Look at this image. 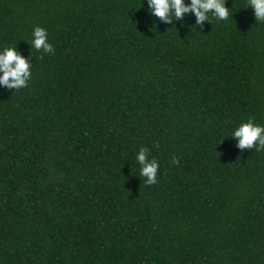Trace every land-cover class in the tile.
I'll use <instances>...</instances> for the list:
<instances>
[{
	"label": "trees",
	"instance_id": "obj_1",
	"mask_svg": "<svg viewBox=\"0 0 264 264\" xmlns=\"http://www.w3.org/2000/svg\"><path fill=\"white\" fill-rule=\"evenodd\" d=\"M225 7L0 0V53L31 66L0 84V264H264V150L235 137L264 127V21Z\"/></svg>",
	"mask_w": 264,
	"mask_h": 264
},
{
	"label": "clouds",
	"instance_id": "obj_2",
	"mask_svg": "<svg viewBox=\"0 0 264 264\" xmlns=\"http://www.w3.org/2000/svg\"><path fill=\"white\" fill-rule=\"evenodd\" d=\"M226 0H191V5L186 6L184 0H149L150 12L159 16L165 22L170 23L171 13L174 10L176 18H182L185 13L195 12L197 24H202L207 19L205 13L210 10L219 20H226L230 11L225 7ZM249 5L255 10L257 21H264V0H249ZM33 47L36 50L43 49L46 53L54 52L53 46L48 42L46 29L37 26L33 30ZM31 66L26 58L18 53L16 48L8 47L0 53V71L4 74L0 76V84L7 89L19 90L28 86L31 78ZM235 137L239 141L241 149L257 147L256 151L264 150V127L254 124L252 120L242 123L235 131ZM146 148H141L137 159L143 165L141 176L147 177L146 184L157 183V170L159 165L155 160H146ZM178 163V160H173Z\"/></svg>",
	"mask_w": 264,
	"mask_h": 264
}]
</instances>
